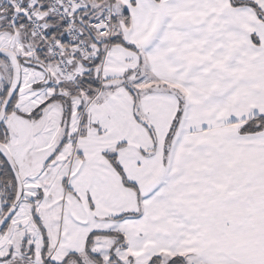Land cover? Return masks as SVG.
Wrapping results in <instances>:
<instances>
[{
  "label": "snow or ice",
  "instance_id": "obj_1",
  "mask_svg": "<svg viewBox=\"0 0 264 264\" xmlns=\"http://www.w3.org/2000/svg\"><path fill=\"white\" fill-rule=\"evenodd\" d=\"M0 264H264V0H0Z\"/></svg>",
  "mask_w": 264,
  "mask_h": 264
}]
</instances>
